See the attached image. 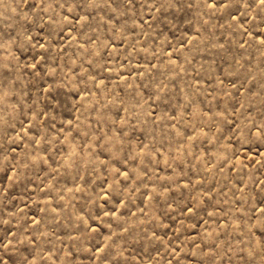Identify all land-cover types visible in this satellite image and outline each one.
<instances>
[{
    "label": "rangeland",
    "instance_id": "374dc122",
    "mask_svg": "<svg viewBox=\"0 0 264 264\" xmlns=\"http://www.w3.org/2000/svg\"><path fill=\"white\" fill-rule=\"evenodd\" d=\"M0 264H264V3L0 0Z\"/></svg>",
    "mask_w": 264,
    "mask_h": 264
},
{
    "label": "snow or ice",
    "instance_id": "6c2138e0",
    "mask_svg": "<svg viewBox=\"0 0 264 264\" xmlns=\"http://www.w3.org/2000/svg\"><path fill=\"white\" fill-rule=\"evenodd\" d=\"M262 3H264V0H261Z\"/></svg>",
    "mask_w": 264,
    "mask_h": 264
}]
</instances>
